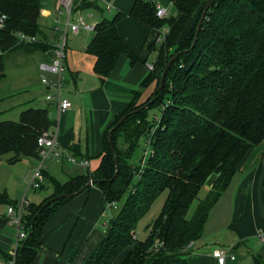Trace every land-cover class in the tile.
<instances>
[{"label":"trees","instance_id":"1","mask_svg":"<svg viewBox=\"0 0 264 264\" xmlns=\"http://www.w3.org/2000/svg\"><path fill=\"white\" fill-rule=\"evenodd\" d=\"M172 1L174 12L167 16L156 14L155 0H133L127 12L116 10L95 22L87 49L95 55L94 70L101 77L109 74L122 52L130 62L138 59L118 32L121 17L129 15L151 27L167 24L164 38L151 45L157 51L153 67L141 81L142 87L153 80L155 86L143 100H139L140 88L134 90L127 107L107 126L95 169L59 181L42 168L45 179L33 189L46 181L52 192L23 206L21 222L30 234L19 241L14 256L0 248L4 260L29 264L35 259L46 242L42 234L46 220L72 197L63 194L76 192L88 179L97 178L100 181L94 185L102 190L105 202L123 200L80 264H113L118 257L117 264H189L185 256L188 243L201 235L209 209L228 186L247 148L264 137V0H211L200 25L206 0ZM42 5L43 0H0V77L7 52L50 46L39 23ZM75 7L102 9L97 0H75ZM20 32L38 39L20 40ZM174 52L178 53L159 86L162 69ZM151 107L157 108L158 119L147 118ZM51 123L46 108L31 106L23 108L18 119L0 120V156L12 152L8 162L22 156L38 157L37 136ZM144 134L148 158L143 163L144 152L136 164L130 157ZM72 151L78 159L87 158L75 147ZM134 174L139 176L136 182H132ZM212 174L210 190L186 216L191 201ZM164 190L165 199L150 223L149 234L139 239L137 220ZM5 203L17 206V200L4 189L0 190V205ZM9 219L0 214V227ZM156 238L161 240L158 247L153 245ZM75 253L69 251V264L75 263ZM255 263L262 264L259 259Z\"/></svg>","mask_w":264,"mask_h":264},{"label":"crops","instance_id":"2","mask_svg":"<svg viewBox=\"0 0 264 264\" xmlns=\"http://www.w3.org/2000/svg\"><path fill=\"white\" fill-rule=\"evenodd\" d=\"M97 1L101 10L84 9L90 14L89 19L93 12L100 13L102 17L104 10L112 7L127 12L133 0ZM155 1L167 6L168 13L174 12L172 0ZM56 9L57 0H43L40 8L39 23L50 45L47 49L20 48L7 52L4 75L0 77V101L4 103L2 108H46L52 122L48 129L57 131L56 145L66 148L70 154H73L74 147L84 153L82 155L87 157L88 166L66 158L56 160L47 157L44 160L43 169L47 173V159L60 163L62 174L56 175V179L58 177L63 181L70 175L85 172L87 168L92 169L99 164L107 126L127 107L134 90L140 88L139 100L152 91L154 80L144 87L141 81L156 56L157 51L151 49V45L159 42L156 40L157 27L148 26L129 15L121 17L117 21L118 32L138 59L130 62L127 53L122 52L109 74L101 77L94 70L95 55L87 49L91 32L86 29L70 32V41L68 32L61 96L69 99L70 106L59 111L55 88L40 80L43 73L50 78L54 74L39 68L40 62H48L52 57V46L57 39L54 18L57 15L63 18V14ZM149 51L155 52L151 58ZM48 93L53 95L47 97ZM18 118L0 115V120ZM213 178L214 174L210 175L202 185L206 189L203 197L210 190ZM10 198L19 200L22 197ZM104 203L102 190L94 184L66 200L46 220L42 231L47 236L46 242L39 247L36 258L29 264H69L67 255L71 249L76 251L74 262L80 264L104 234ZM120 205L113 209V214ZM1 206L0 214L6 215V208ZM259 230H264V137L248 147L239 160L228 186L209 209L201 235L188 243L185 256L189 264H221L212 251L217 246H223L229 248L233 255L227 256L223 264H256V259L264 264V240L256 235ZM15 232L16 226L10 219L0 227V248L9 254L14 248ZM119 259L113 264H117ZM0 264L12 263L0 256Z\"/></svg>","mask_w":264,"mask_h":264},{"label":"built area","instance_id":"3","mask_svg":"<svg viewBox=\"0 0 264 264\" xmlns=\"http://www.w3.org/2000/svg\"><path fill=\"white\" fill-rule=\"evenodd\" d=\"M58 13L63 14V18H60L58 15L54 18L53 26L57 31V39L53 43L52 47V57L48 62H40L39 68L43 71H48L54 74L53 78L48 77L45 73L41 74L40 80L43 84L52 85L55 88V94L57 100V106L59 111L64 110L70 106V101L67 97L61 96V85L63 80V72L65 68L64 58L66 54V38L68 32H78L80 29L92 30L95 22L91 19H87L90 15L83 8L75 7V0H57V9ZM167 8L160 2L156 3V14L158 16H166ZM4 17V15H2ZM168 31V26L164 25L157 30L156 40L161 41L165 34ZM20 40L24 41H33L37 40L35 34L30 33H18ZM153 64H149V68H152ZM53 95V94H52ZM50 93L47 94V97L52 96ZM156 119L158 116L155 115ZM56 130L47 129L41 132L37 136V144L40 146L38 163L34 167L32 176L28 180L27 188H36L39 186L40 182L43 180L42 166L43 161L46 157L52 156L55 159L59 160L62 156H65L67 159L73 162H80L84 166H88L87 158H76L75 156L69 154L66 148H61L56 146ZM25 199V198H23ZM21 199V203L17 206H8L7 215L10 218V221L13 222L16 226L15 232V243L13 248V256L15 255L16 247L19 241L26 236L27 231L21 222V211L24 205V200ZM119 206L117 200L106 201L103 205L102 213L103 224L106 226L109 218L113 215V209ZM256 235L259 239L264 240V230H259ZM161 243V240L156 238L154 242V247H158ZM212 255H214L218 262L223 264L227 256H233L230 252V249L223 246H217L213 249Z\"/></svg>","mask_w":264,"mask_h":264},{"label":"rangeland","instance_id":"4","mask_svg":"<svg viewBox=\"0 0 264 264\" xmlns=\"http://www.w3.org/2000/svg\"><path fill=\"white\" fill-rule=\"evenodd\" d=\"M166 8H167V6H166ZM115 11H116L115 7H112V8H110V10L109 9L104 10L103 15L111 16ZM168 14H170V13L167 12V15ZM100 17H101L100 13L93 12L91 20L93 22H96L97 19H99ZM87 19H89V18L87 17ZM40 20H41V18H40ZM164 25L167 26V24H162L161 26H158L157 28L160 29ZM89 31L92 34V30H89ZM68 35H69L68 37H69V41H70L72 35L70 32ZM154 54H155L154 51H149V55H150L149 58H151ZM63 91H64V87H63L62 92ZM2 105H4V103L2 101H0V115L13 117V118L19 117V112L21 110L20 106L19 107L18 106L17 107L12 106L11 108H6V107L2 108ZM3 109H5V110H3ZM157 113H158L157 108L151 107L148 109L147 118L152 119ZM120 140H121V135L118 136V141H120ZM145 141H146V135L144 134L139 138L138 145L130 157L131 162L136 163V164L141 163V159H142L144 152H145V149H146L145 148ZM149 150L150 149H149V145H148L147 150H146L147 153L145 152V156L143 158V163H145L147 161ZM11 154H12V152H5L0 156V190L6 189L7 193H9V195L13 198H17V199H19L20 197H22L21 199L25 198V199H23L24 204L30 200L37 202L40 199H42L44 196L48 195L50 193V191L52 192V186L46 181L43 182V186L41 188H38V189L27 188L28 180L32 176L34 167L38 163L37 158L31 157V156H28V157L24 156L23 158L15 161V162H8L7 157L10 156ZM48 157H52V156H48ZM52 158H54V157H52ZM43 164H44V161H43ZM45 166H47V169L50 172V173L49 172L48 173L50 175L54 176L55 178H56V175L62 174V168H61L60 163H56L54 161H51L50 159H47V161L45 162ZM96 167L92 168V170L95 169ZM42 168H43V166H42ZM53 173H56V174L54 175ZM61 177H63V176H61ZM138 177H139L138 174H134L132 176V182H136L138 180ZM43 179H45L44 175H43ZM57 179H59V178L57 177ZM59 180H61V179H59ZM203 186L199 189L197 196L194 197L193 200L191 201L190 206L187 210L186 216H190L192 214L198 200L200 198H202L203 195L205 194L206 189ZM24 193H25V195H24ZM165 196H166V190L162 191L154 199V201L151 203L148 210L137 220L136 226H135V233L139 239H143L149 234L150 223L153 220V218L159 213L160 208L162 206V203L165 199ZM21 199L17 200V205L21 203ZM122 200H123V198L118 201L119 205L122 202ZM3 206L6 208V213H7L8 206H14V205L5 203V204H2L1 207H3ZM12 252H13V249L11 250V253H10L11 255H13ZM74 264H79V262L76 261V263H74Z\"/></svg>","mask_w":264,"mask_h":264},{"label":"water","instance_id":"5","mask_svg":"<svg viewBox=\"0 0 264 264\" xmlns=\"http://www.w3.org/2000/svg\"><path fill=\"white\" fill-rule=\"evenodd\" d=\"M211 3V0H206L205 1V4H204V7L201 11V14H200V17H199V21H198V25H200L201 21L203 20L204 16H205V13H206V10L207 8L209 7ZM178 52H174L170 58L167 60L166 64L164 65L163 69H162V72H161V76H160V82H159V86L162 85L163 81H164V77H165V74H166V71H167V68L168 66L170 65V63L173 61V59L175 58V56L177 55ZM150 101V100H149ZM149 101L145 102L141 107L143 106H147ZM139 107V108H141ZM125 115L121 116L114 124V126L118 125L123 119H124ZM109 140L111 142V137H109ZM100 181V179H97V178H90L87 180V182L82 185L76 192H73V193H70V194H63V195H68V196H73L74 194H76L77 192H80L81 190H83L85 188V186L87 184H94L96 182ZM30 234V232L27 233L26 237Z\"/></svg>","mask_w":264,"mask_h":264}]
</instances>
